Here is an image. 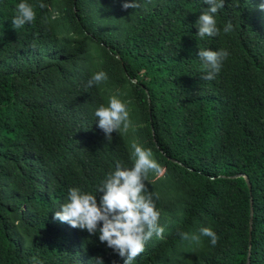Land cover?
I'll use <instances>...</instances> for the list:
<instances>
[{
	"label": "trees",
	"instance_id": "1",
	"mask_svg": "<svg viewBox=\"0 0 264 264\" xmlns=\"http://www.w3.org/2000/svg\"><path fill=\"white\" fill-rule=\"evenodd\" d=\"M21 2L36 18L15 30ZM124 2L0 0V264H124L53 216L70 188L95 194L117 161L131 167L133 142L161 167L145 183L165 228L133 264H264V0H225L220 35L203 39L204 0ZM209 48L230 55L206 81L198 52ZM98 71L107 81L88 87ZM112 96L131 123L109 142L94 113ZM202 227L215 247L177 235Z\"/></svg>",
	"mask_w": 264,
	"mask_h": 264
},
{
	"label": "clouds",
	"instance_id": "2",
	"mask_svg": "<svg viewBox=\"0 0 264 264\" xmlns=\"http://www.w3.org/2000/svg\"><path fill=\"white\" fill-rule=\"evenodd\" d=\"M151 2V0H149ZM208 5L196 20L197 35L204 37H217L221 29L215 19L218 11L225 7V0H204ZM39 7H48L40 3ZM141 0H125L122 9H139ZM264 11V3L258 5ZM36 18L31 4L21 2L16 6L12 18V27L17 30L25 24L33 22ZM234 30L233 24L228 22L223 27L225 34ZM230 53L226 49L212 50L200 49L198 57L203 62L205 73L200 77L211 81L221 71L223 62ZM108 75L103 71L94 72L87 81L88 87L99 86L107 81ZM98 118V127L104 132L106 139L112 140V133H119L121 128L127 131L130 126V110L125 102L118 96L110 97L107 106L101 104L94 113ZM131 167H124L116 162L114 171H110L106 178L100 182L95 194L72 187L68 190L67 198L54 213L53 220L67 223L70 227L86 230L90 235H97L101 243L113 250L124 264H133V261L145 250L146 243L153 236L162 239L165 228L158 223L160 211L156 201L159 193L150 191L145 181L148 173L154 171L159 174L161 167L153 158L151 149H145L133 142L131 144ZM101 193L99 201L97 194ZM199 235H190L179 231L177 235L182 240L200 243L201 237L209 239L211 246L215 247L219 237L209 227H202ZM95 264H104L102 257L92 258ZM35 264L39 261L33 257Z\"/></svg>",
	"mask_w": 264,
	"mask_h": 264
},
{
	"label": "water",
	"instance_id": "3",
	"mask_svg": "<svg viewBox=\"0 0 264 264\" xmlns=\"http://www.w3.org/2000/svg\"><path fill=\"white\" fill-rule=\"evenodd\" d=\"M247 183H248V187H249V189H250L251 184H250L249 180H247ZM252 215H253V209H252V207H251V208H250V221H249V224H250V225H249V246H250L251 234H252V220H253ZM247 261H248V264H250V263H249V254H248V257H247Z\"/></svg>",
	"mask_w": 264,
	"mask_h": 264
},
{
	"label": "rangeland",
	"instance_id": "4",
	"mask_svg": "<svg viewBox=\"0 0 264 264\" xmlns=\"http://www.w3.org/2000/svg\"><path fill=\"white\" fill-rule=\"evenodd\" d=\"M162 175V174H161Z\"/></svg>",
	"mask_w": 264,
	"mask_h": 264
}]
</instances>
